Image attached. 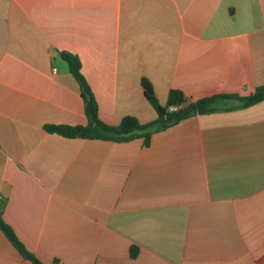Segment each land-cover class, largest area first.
Listing matches in <instances>:
<instances>
[{"label": "crops", "instance_id": "1", "mask_svg": "<svg viewBox=\"0 0 264 264\" xmlns=\"http://www.w3.org/2000/svg\"><path fill=\"white\" fill-rule=\"evenodd\" d=\"M60 51L78 55L99 117L264 84V0H0L2 218L45 264H264V100L142 137L68 138L86 125ZM137 248L135 257L130 249ZM0 264H32L0 229Z\"/></svg>", "mask_w": 264, "mask_h": 264}, {"label": "trees", "instance_id": "2", "mask_svg": "<svg viewBox=\"0 0 264 264\" xmlns=\"http://www.w3.org/2000/svg\"><path fill=\"white\" fill-rule=\"evenodd\" d=\"M59 53L66 61L70 73L79 84L81 96L84 101V113L88 123L86 125L46 124L44 125V129L68 138L80 137L122 142L134 137H142L143 143L149 145L152 133L163 130L185 118L213 112L216 110V103L220 99H236L244 107L264 100L263 84L255 87L247 95H239L236 93L216 94L196 101H188L181 90L171 89L165 105H162L155 95L151 82L143 77L140 82L143 95L156 111L157 117L150 122L140 123L135 116L126 115L121 119L119 124L112 125L104 122L99 117L97 100L82 73V64L78 55L68 51H60ZM170 106H177V109L170 111ZM2 203L3 200L0 199V229L2 232L24 259L31 261L32 264H45L24 246L16 236L13 228L4 221L2 218ZM136 253L137 248L132 246L130 249L131 257H135Z\"/></svg>", "mask_w": 264, "mask_h": 264}, {"label": "built area", "instance_id": "3", "mask_svg": "<svg viewBox=\"0 0 264 264\" xmlns=\"http://www.w3.org/2000/svg\"><path fill=\"white\" fill-rule=\"evenodd\" d=\"M176 109H177V106H170V107H169V110H170V111H173V110H176Z\"/></svg>", "mask_w": 264, "mask_h": 264}]
</instances>
